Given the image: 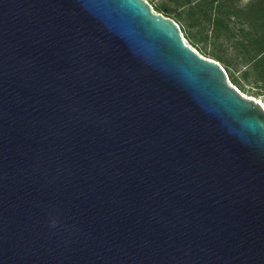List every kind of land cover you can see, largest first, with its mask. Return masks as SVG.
<instances>
[{
  "label": "water",
  "instance_id": "1",
  "mask_svg": "<svg viewBox=\"0 0 264 264\" xmlns=\"http://www.w3.org/2000/svg\"><path fill=\"white\" fill-rule=\"evenodd\" d=\"M0 264H264V106L145 0H0Z\"/></svg>",
  "mask_w": 264,
  "mask_h": 264
},
{
  "label": "rangeland",
  "instance_id": "2",
  "mask_svg": "<svg viewBox=\"0 0 264 264\" xmlns=\"http://www.w3.org/2000/svg\"><path fill=\"white\" fill-rule=\"evenodd\" d=\"M145 1L154 13L178 24L186 45L220 63L232 87L264 104V52L257 51V43L264 48V30L255 15L263 3H255L249 13L256 0Z\"/></svg>",
  "mask_w": 264,
  "mask_h": 264
},
{
  "label": "trees",
  "instance_id": "3",
  "mask_svg": "<svg viewBox=\"0 0 264 264\" xmlns=\"http://www.w3.org/2000/svg\"><path fill=\"white\" fill-rule=\"evenodd\" d=\"M227 1H228V0H227ZM227 1H226V2H227ZM229 1H230V0H229ZM258 2L263 3V7L261 8V11H260V12H258V13L255 14V15L257 16L256 21L259 23V25H260V29L264 30V0H256V1L253 3V5L251 6V8L249 9V13H252L250 10H251V9L253 10V6H254V4H255V3H258ZM224 3H225V2H224ZM158 9L160 10L161 8H158ZM220 23H221V21H218V22H217V25H220ZM257 51H260L259 54H261V53L264 52V48L260 49L258 43H257Z\"/></svg>",
  "mask_w": 264,
  "mask_h": 264
},
{
  "label": "bare ground",
  "instance_id": "4",
  "mask_svg": "<svg viewBox=\"0 0 264 264\" xmlns=\"http://www.w3.org/2000/svg\"><path fill=\"white\" fill-rule=\"evenodd\" d=\"M256 100V99H255ZM257 102H259V103H261L263 106H264V104L261 102V101H258V100H256Z\"/></svg>",
  "mask_w": 264,
  "mask_h": 264
}]
</instances>
